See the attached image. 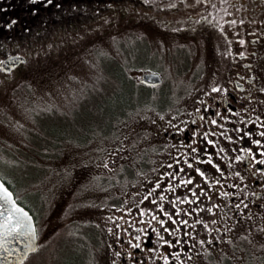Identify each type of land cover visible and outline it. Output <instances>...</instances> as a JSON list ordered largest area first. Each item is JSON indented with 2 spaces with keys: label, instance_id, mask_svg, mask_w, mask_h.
I'll return each mask as SVG.
<instances>
[{
  "label": "rangeland",
  "instance_id": "1",
  "mask_svg": "<svg viewBox=\"0 0 264 264\" xmlns=\"http://www.w3.org/2000/svg\"><path fill=\"white\" fill-rule=\"evenodd\" d=\"M105 3L63 0L53 7L58 19L49 27L33 29L27 40L0 41V60L11 54L26 57L21 68L0 73V178L30 209L38 239V248L21 264H112L109 236L121 224L129 226L128 217L130 222L141 217L124 207L139 203L131 192L143 183L131 184L121 175L127 173L123 166L114 182L112 154L130 163L142 149L146 130H155L162 115L153 105L173 100L181 106L209 90L207 82L226 63L227 42L219 57L196 32L210 31L208 42L218 46L212 30L239 6L220 0L202 23L187 24L190 31H179L177 22L173 31H164L139 6L123 2L102 9ZM86 7L96 14L84 21ZM242 8L246 16L247 7ZM148 71L158 72L162 84L145 86L139 79ZM119 109L125 116L106 132L110 115L117 117ZM91 128L96 132L76 142ZM61 130L76 141L63 142L53 157L27 154L33 151L29 138L51 150L55 142L46 138ZM115 196L118 206H109Z\"/></svg>",
  "mask_w": 264,
  "mask_h": 264
},
{
  "label": "flooded vegetation",
  "instance_id": "2",
  "mask_svg": "<svg viewBox=\"0 0 264 264\" xmlns=\"http://www.w3.org/2000/svg\"><path fill=\"white\" fill-rule=\"evenodd\" d=\"M218 1L105 0L102 9L127 2L142 8L148 21L164 31H173V22L180 23L179 31H190L187 24L202 23ZM247 1L243 6L229 0L239 6L212 30L218 46L208 42L210 31L196 32L219 57L227 42L226 63L207 82L209 90L181 106L173 100L153 105L163 117L154 122L155 130H146L142 149L130 163L112 154L114 182L121 166L127 167L126 174L123 167L120 171L131 184L143 181L131 192L139 203L125 211L144 213L136 221L128 217L129 226L111 232L112 264H264V0ZM242 7H247L246 16ZM25 61L0 73L19 69ZM189 179L193 183H180ZM111 199L109 206L119 204L118 197Z\"/></svg>",
  "mask_w": 264,
  "mask_h": 264
},
{
  "label": "trees",
  "instance_id": "3",
  "mask_svg": "<svg viewBox=\"0 0 264 264\" xmlns=\"http://www.w3.org/2000/svg\"><path fill=\"white\" fill-rule=\"evenodd\" d=\"M62 1L63 0H52V3L48 4L47 0H37L36 3H33L32 0H0V41L27 40L28 35L31 32L34 33L33 29H38L42 26L49 27V24L55 22L58 19V15L54 13L53 7H55L56 4L61 3ZM77 8L78 10H76ZM73 12L78 14L79 7H75L73 9ZM82 12L83 15H81V19L84 21L88 20V18L91 16L95 17L94 14H96L95 10H91V8L89 7H86V9H82ZM46 19L48 20L43 22ZM13 21H15V23H13ZM122 115L125 116V111L121 112L120 109L118 110L117 117L113 114L110 115L109 118H111V124L110 128L106 130V132L110 131L113 128L114 121ZM91 132L95 133L96 130L91 128L89 130V133L87 134L88 136L84 138L83 141H76L73 138H66L65 130L59 131L57 135L55 133H50L51 135H48L46 140L48 142H55V148L51 150L48 149L46 145L38 147L36 144L33 143L32 139L29 138L33 147L31 148V150L33 151H28L27 154L40 151L43 154L40 155L41 158H43V156L44 158L53 157L52 155H55L54 152L59 149L63 142L67 140H73L79 143L84 142L91 136ZM62 136L64 137L61 138ZM39 165V163H36V166ZM4 183L10 188L9 184L6 181H4ZM18 202L21 203L20 201ZM21 204L30 211L28 206L23 203Z\"/></svg>",
  "mask_w": 264,
  "mask_h": 264
},
{
  "label": "water",
  "instance_id": "4",
  "mask_svg": "<svg viewBox=\"0 0 264 264\" xmlns=\"http://www.w3.org/2000/svg\"><path fill=\"white\" fill-rule=\"evenodd\" d=\"M24 60V56L19 54L8 55L1 61L0 68L3 71H8ZM139 80L147 85H157L162 82V77L158 72H144L141 74ZM0 185L3 186V190L11 194V201L5 204L3 199L4 191L0 190V213H3L0 215V264H21L27 255L35 251L38 246L35 221L30 211L17 202L14 193L1 178ZM13 203L16 207L20 208L23 213H27V217H25L24 227L17 228L15 231L11 232V234H8L10 228L15 227L14 222L12 225L5 224V217L9 214L7 209L11 208ZM28 232L34 236V239L31 240L30 246L26 247L25 242L28 237L18 236L17 233Z\"/></svg>",
  "mask_w": 264,
  "mask_h": 264
},
{
  "label": "snow or ice",
  "instance_id": "5",
  "mask_svg": "<svg viewBox=\"0 0 264 264\" xmlns=\"http://www.w3.org/2000/svg\"><path fill=\"white\" fill-rule=\"evenodd\" d=\"M32 2H33V3H36L37 0H32ZM47 3H48V4H51V3H52V0H47ZM13 23H15V21H13ZM233 23H235V22L233 21ZM241 43H243V42H241ZM212 90H213L214 92H215V91H218L217 88H213ZM212 122H213V124L216 123L215 120H213ZM238 131H239V130H238ZM261 135H264V133H261ZM210 143H211V141H210ZM255 143L259 144V141H256ZM193 151H196V150L193 149ZM262 155H264V153H262ZM238 159H239V158H238ZM207 162H208L209 164L212 163L211 160H208ZM260 163H264V161H260ZM169 167H171V165H169ZM188 167H192L191 163L188 164ZM182 170H183V169H181V171H182ZM217 170L219 171V168H217ZM196 171H197V173H198L199 175L203 176V173H202L199 169H197ZM170 175H171V174H170ZM173 178H175V177L173 176ZM180 183H182V184H191V183H193V181H192L191 179H189V180H187V181H183V180H182V181H180ZM157 187H159V184H157ZM0 190H3V186H2V185H0ZM3 191H4V197H3V199H4V203H5V204H8V203L11 201V194L8 193L6 190H3ZM192 194H193V196L196 195L195 192H193ZM225 195H227V193H225ZM145 199H147V196L145 197ZM160 199L163 200L164 197L161 196ZM184 202H191V201H184V200H181V201H180V203H184ZM237 207H239V205H237ZM7 211H8L9 214H8V216L5 217V224H6V225H12L13 222H14V225H15L14 228H10V231H9L8 234H11V232L15 231L17 228H22V227H24V225H25V217H27V213H23L22 210H21L20 208L16 207L14 203L12 204V207H11V208L7 209ZM209 211H210V209H209ZM2 214H3V213H0V215H2ZM143 214H144V213L142 212L141 215H143ZM152 219L155 220L156 217L153 216ZM184 223H187V221H185ZM165 230L167 231V229H165ZM262 231H264V229H262ZM17 235H18V236H27V237H28V239H27L26 242H25V243H26V247H27V246H30V244H31V240L34 239V236H32V234H31L30 232H28V233H17ZM137 239H139V237H137ZM166 243H167V242H166ZM138 246H139V245H133V247H138ZM173 246H174V245H173ZM165 264H167V260L165 261Z\"/></svg>",
  "mask_w": 264,
  "mask_h": 264
}]
</instances>
